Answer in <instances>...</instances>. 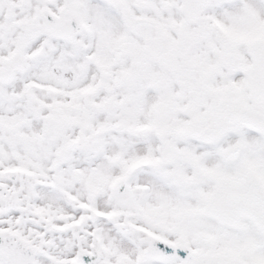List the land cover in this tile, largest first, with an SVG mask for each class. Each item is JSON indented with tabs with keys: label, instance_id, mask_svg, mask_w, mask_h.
<instances>
[{
	"label": "snow or ice",
	"instance_id": "snow-or-ice-1",
	"mask_svg": "<svg viewBox=\"0 0 264 264\" xmlns=\"http://www.w3.org/2000/svg\"><path fill=\"white\" fill-rule=\"evenodd\" d=\"M0 264H264V0H0Z\"/></svg>",
	"mask_w": 264,
	"mask_h": 264
}]
</instances>
